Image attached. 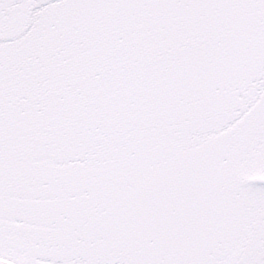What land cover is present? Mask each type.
Masks as SVG:
<instances>
[{
  "label": "snow or ice",
  "instance_id": "6c2138e0",
  "mask_svg": "<svg viewBox=\"0 0 264 264\" xmlns=\"http://www.w3.org/2000/svg\"><path fill=\"white\" fill-rule=\"evenodd\" d=\"M0 264H264V0H0Z\"/></svg>",
  "mask_w": 264,
  "mask_h": 264
}]
</instances>
